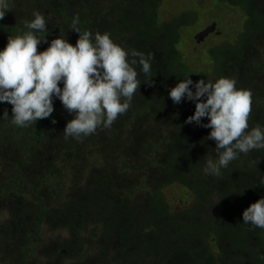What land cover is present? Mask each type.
<instances>
[{"label": "trees", "instance_id": "1", "mask_svg": "<svg viewBox=\"0 0 264 264\" xmlns=\"http://www.w3.org/2000/svg\"><path fill=\"white\" fill-rule=\"evenodd\" d=\"M9 7L0 48L39 11L46 31L36 33L45 38L38 52L57 36L75 44V19L81 31L107 32L126 50L151 54L152 77L137 65L141 83L129 109L81 140L64 136L73 114L58 98L48 118L26 127L12 124L11 104L0 103V115H9L0 118V264H264V229L242 221L264 196V149L205 175V161L216 158L211 129L185 123L193 101L168 96L187 75L230 77L251 93L249 128L264 126V0H9ZM207 21L214 31L198 41L193 30ZM169 187L180 193L176 206Z\"/></svg>", "mask_w": 264, "mask_h": 264}, {"label": "clouds", "instance_id": "2", "mask_svg": "<svg viewBox=\"0 0 264 264\" xmlns=\"http://www.w3.org/2000/svg\"><path fill=\"white\" fill-rule=\"evenodd\" d=\"M7 10L9 0H0V19ZM76 24L74 19L70 26L79 33L75 44L57 36L38 52L37 46L45 38L36 33L46 31V20L35 11L32 19L24 21L22 34L9 36L0 48V103L11 104L12 124L26 127L48 118L54 111L53 100L58 98L73 114L64 136L81 140L98 127L110 128L118 115L129 109L141 83L137 65L151 82V54L126 50L109 33L81 31ZM168 96L174 104L182 99L193 101L194 113L185 123L211 129L207 139L215 141L216 158L205 161V175L217 176L240 154L264 149V126L249 128L248 124L251 93L236 87L234 79L194 82L187 75L168 90ZM8 116L5 110L0 118ZM260 184L264 185V180ZM242 221L264 229V196L243 210Z\"/></svg>", "mask_w": 264, "mask_h": 264}, {"label": "rangeland", "instance_id": "3", "mask_svg": "<svg viewBox=\"0 0 264 264\" xmlns=\"http://www.w3.org/2000/svg\"><path fill=\"white\" fill-rule=\"evenodd\" d=\"M190 3V2H189ZM204 15H205V13H204ZM210 23H209V21H207V22H203V25L201 26V28H199V29H196V30H193V33H192V35H196L200 30H202L203 28H205L207 25H209ZM214 31V30H213ZM213 31L212 32H210V33H213ZM209 33V34H210ZM209 34H207V35H205L204 37V41H208V39H210V35ZM209 35V36H208ZM202 40V41H203ZM206 118V117H205ZM202 122L203 123H205V119L204 118H202ZM167 192H168V195H169V197H172L173 198V206H176V204H177V200H178V197H179V195H180V193L177 191V190H174L173 189V187H169L168 188V190H167ZM3 217V216H2ZM2 217H0V218H2Z\"/></svg>", "mask_w": 264, "mask_h": 264}, {"label": "water", "instance_id": "4", "mask_svg": "<svg viewBox=\"0 0 264 264\" xmlns=\"http://www.w3.org/2000/svg\"><path fill=\"white\" fill-rule=\"evenodd\" d=\"M215 28V24L212 22L209 25H207L205 28H203L202 30H200L195 37L197 38V40H202L203 37L207 34H209L210 32H212Z\"/></svg>", "mask_w": 264, "mask_h": 264}]
</instances>
